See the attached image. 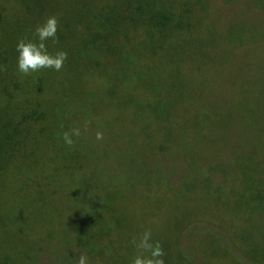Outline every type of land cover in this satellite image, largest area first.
Wrapping results in <instances>:
<instances>
[{"label": "rangeland", "instance_id": "1", "mask_svg": "<svg viewBox=\"0 0 264 264\" xmlns=\"http://www.w3.org/2000/svg\"><path fill=\"white\" fill-rule=\"evenodd\" d=\"M235 1L205 0V13L199 5L193 8L194 22L203 18L200 28L182 39L180 57L172 69L166 64L164 71H171L164 76L142 67L145 62L138 57L133 69L123 72L114 95L93 98L89 90L88 136L81 134L86 150L72 162L84 166L69 176L62 171L58 178L64 194L70 180H92L88 198L95 200L102 219L95 247H106L111 255L103 264L131 263L137 254L131 241L147 229L152 242L159 241L179 264H264V195L258 198L255 192L261 193V187L254 178L259 169L252 163L253 148L242 143L247 135L264 134V6L257 0ZM144 36L138 37L147 40ZM129 70L145 75L144 87L138 88L142 92L130 81ZM80 104L77 98L65 101L62 109ZM172 106L174 119L165 124L158 117ZM98 131L102 141L96 139ZM259 140L264 142V136ZM70 148L65 145L61 152L75 147ZM69 154L63 160L75 155ZM52 158L54 152L41 164L46 172L61 164ZM28 166L21 156L10 164L0 186V208L17 211L23 205L13 196L21 181H28ZM260 170L264 173V167ZM58 198L53 221L67 216V206L77 213L73 199ZM106 202L109 207L102 209ZM15 250L9 237H0V255ZM34 253L38 264H56L50 253Z\"/></svg>", "mask_w": 264, "mask_h": 264}, {"label": "trees", "instance_id": "2", "mask_svg": "<svg viewBox=\"0 0 264 264\" xmlns=\"http://www.w3.org/2000/svg\"><path fill=\"white\" fill-rule=\"evenodd\" d=\"M67 1L69 3L65 4V0H0V66H7L6 71H0V186H4L10 164L18 156L30 162L27 168L29 182L21 181L20 192L13 196L16 202L20 199L23 205L18 206L17 211L0 208V237H9L16 249V254L13 251L12 255L2 253L0 264H11L14 260L21 264H28L27 261L38 264L34 251L38 253L40 250L50 253L56 264H73L80 254L87 256L89 264L109 261L107 257L111 255L106 247H95L93 239L102 219L98 216L99 207L95 200L88 198L92 191L87 188L93 183L90 177L70 180L68 193H62L59 173L67 171L69 176L72 170L82 169L84 165L72 164L81 156L83 149L86 150L81 135V140L72 137L75 147L72 151L61 152L66 145L62 133L79 127L81 133L88 136L84 130V117L88 118L90 111L89 102L92 99L89 90L95 92L93 98L106 92L114 95L121 84L123 72L128 67L133 69L136 58L141 57L145 62L142 67H149L151 72L156 69L164 76L171 71H164L166 64L172 69L180 57L182 39L196 34L203 20L194 22L193 8L199 5L205 13L207 6L205 0ZM223 1L232 4L235 0ZM257 1L264 6V0ZM50 16L59 20V42L53 45L49 40L48 50L52 54L63 50L68 53V59L60 72L44 69L24 76L17 70V42L21 38L35 39V28ZM141 32L147 40H140L138 36ZM173 41L178 43L175 47ZM203 57L209 58L205 53ZM129 72V79L136 90L144 87L146 77L142 71ZM76 98L81 100L77 108L62 109L65 101L70 104ZM182 99L189 102L184 90ZM172 116L174 119L173 106L165 107L158 119L167 124ZM250 136V139L248 135L242 138V143L253 148L252 163L255 169H259L254 178L261 187V193L259 190L255 192L261 198L264 195V173L260 168L264 167V159L259 158V152L264 148V142L259 138L264 134ZM198 144L201 145L202 141ZM51 152L56 157L51 161L61 164L46 172L41 164ZM64 153L75 155L63 160ZM159 154L166 155L162 154V150ZM171 158L169 156V161ZM170 167L173 169V166ZM58 197L73 199L77 203V213L67 206V216L53 221L51 215L55 216L58 210L59 206H55ZM100 207L104 209L109 205L106 202ZM90 208L91 213L88 211ZM33 238L36 239L33 241ZM165 253L167 264H179L173 261L170 250Z\"/></svg>", "mask_w": 264, "mask_h": 264}, {"label": "clouds", "instance_id": "3", "mask_svg": "<svg viewBox=\"0 0 264 264\" xmlns=\"http://www.w3.org/2000/svg\"><path fill=\"white\" fill-rule=\"evenodd\" d=\"M59 20L55 16L46 18L45 22L38 25L33 36L35 39L28 40L21 38L16 45L18 53L17 70L24 76H30L32 73L40 72L44 69H52L60 72L68 59V53L60 50L52 54L48 50L47 42L52 41L53 45L58 40ZM7 66H0V71H6ZM85 131L87 125H85ZM79 127L73 128L70 132H63L62 139L68 147L74 145L73 136H81ZM103 132L96 133V139L102 141ZM131 244L135 247L137 254L132 257L131 264H165L163 259L165 252L159 241L152 242L151 229L145 230L140 237H133ZM73 264H88V258L85 254H80L73 260Z\"/></svg>", "mask_w": 264, "mask_h": 264}]
</instances>
